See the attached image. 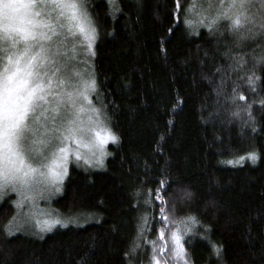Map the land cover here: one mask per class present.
<instances>
[{"label": "trees", "instance_id": "obj_1", "mask_svg": "<svg viewBox=\"0 0 264 264\" xmlns=\"http://www.w3.org/2000/svg\"><path fill=\"white\" fill-rule=\"evenodd\" d=\"M196 1L180 0L177 18V0H83L96 29L91 99L117 139L103 167L68 168L52 206L72 225L7 235L14 198L0 202V264H152V241L175 264L174 229L189 264H264V31L237 46L229 21L198 23L215 9ZM237 86L245 101L227 98Z\"/></svg>", "mask_w": 264, "mask_h": 264}, {"label": "snow or ice", "instance_id": "obj_2", "mask_svg": "<svg viewBox=\"0 0 264 264\" xmlns=\"http://www.w3.org/2000/svg\"><path fill=\"white\" fill-rule=\"evenodd\" d=\"M112 3L113 0H109L110 7ZM179 3L180 0H177L174 10L177 18ZM207 7L214 8V14L202 12L198 23L209 30H218L220 21H229L228 30L235 35L237 46L244 39L254 38L258 31H264V0H260L257 13L250 11L256 7L255 0H219L218 3L210 0ZM184 23L191 26L193 21L186 17ZM69 37L72 39L69 40ZM95 38L96 29L83 0H0V189H10L18 194L36 190L39 194L51 190L40 185H54L55 191H60L59 182L67 174V161L72 151L69 145L82 143L83 136L88 132L95 133L100 150L96 165L102 166L104 143L107 139L115 142L117 137L107 128L102 129L104 135L96 131L95 126L102 123L98 109H90L97 114L94 121L89 117L93 127L84 125L79 116L86 109L78 101L82 98L90 103L88 97L95 90V80L84 79L79 72H74L80 79L71 81L65 74L69 61L76 59L77 44H86L87 51L95 54ZM69 44L72 56L68 55ZM258 61L264 62V56ZM242 62V57L237 60V63ZM225 79L221 78L220 92ZM247 82L254 90L252 76ZM70 84L71 87H68ZM237 96L241 101L246 100L245 95L238 92V86L227 98L235 102ZM260 103L264 105V99ZM246 155L255 162V152ZM75 156L77 160L81 158L78 152ZM243 159L239 157L235 162ZM34 161L37 162L34 164ZM84 162L91 164L87 158ZM227 162L231 164L234 161ZM157 196L163 199L159 189ZM14 203L18 205L20 201ZM160 213L168 224L170 217L166 215V209L161 207ZM187 219L194 221L192 217ZM55 224L62 225V222L46 220L41 230H50ZM5 228L11 232L8 226ZM143 229V225L138 226L139 233H143ZM189 230L185 228V232ZM158 234L160 239L165 240V244L159 247V253L164 254L168 244L163 228L158 230ZM170 240L175 264H188L182 236L175 229ZM152 245V264H161L156 241H152ZM138 247L140 245L135 243L130 251L135 252ZM165 264H171V261L165 259Z\"/></svg>", "mask_w": 264, "mask_h": 264}, {"label": "rangeland", "instance_id": "obj_3", "mask_svg": "<svg viewBox=\"0 0 264 264\" xmlns=\"http://www.w3.org/2000/svg\"><path fill=\"white\" fill-rule=\"evenodd\" d=\"M209 2L210 0H197L195 6L201 7L202 8L201 10H206L208 8L207 5ZM211 2L218 3L219 0H211ZM79 38H80L79 34H77V39ZM68 39L71 40L72 38L69 37ZM68 48H69L68 55L72 56L71 44L68 45ZM76 48H77L76 59L69 61L68 69L65 74L68 76V78L71 81H77L80 79V77L75 76L73 74L74 72H79L84 79H89L91 78L90 62H91L92 54L87 51L86 44H77ZM68 87H71V84L68 85ZM93 93L94 91H92L88 97L90 103L83 101L82 98H80L78 101V103L80 105H83V107L86 109L84 112L79 113L80 121L86 126L93 127L94 125L90 123L89 117H91L92 120L94 121L97 114L92 113L90 109L92 107L98 109L99 110L98 115L102 123L99 126H95V128L96 131L100 133V135H104L102 129L103 128L109 129L107 124V119L102 109L92 102L91 98ZM82 140L83 142L80 144L69 145L72 151L70 152L69 159L67 161V171L71 165H75L77 167H83V168L84 167L91 168V169H99L103 167L104 161L108 154L106 147L109 143H114L111 139L106 140V142L103 145V151L105 153V155L103 156V164L102 166H97L96 157L100 154V150L95 137V133L88 132L85 136H83ZM65 143L68 142L65 141ZM75 152H78L80 154L81 158L79 160L76 159ZM85 158L91 160V164H86L84 162ZM36 162L37 161H34V164ZM43 170L47 171L46 169ZM66 175L64 176L63 181L59 182L60 191L58 192L55 191L54 185H47V186L40 185L39 187H50L51 190L40 192L39 194H37L36 190L22 191L20 194H18L16 191L10 189H0V202L9 195H12L14 198L13 217L15 216V219H13L12 217L10 221L7 223L6 226H8L11 229V232L6 230L7 235L23 234L34 238H41L58 227H66L74 223L73 221L74 218L71 219L68 217L61 216L55 211V209L52 206L53 200L61 192L62 184L65 180ZM16 201H20V203L17 205V203H14ZM52 219L60 220L63 226L61 224H55L54 226L51 227L50 230L48 229L41 230L42 228H44V221L52 220Z\"/></svg>", "mask_w": 264, "mask_h": 264}]
</instances>
